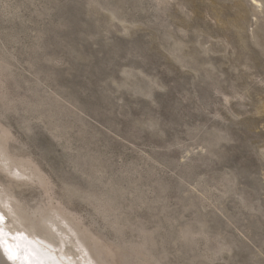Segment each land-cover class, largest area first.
Masks as SVG:
<instances>
[{"label":"rangeland","instance_id":"374dc122","mask_svg":"<svg viewBox=\"0 0 264 264\" xmlns=\"http://www.w3.org/2000/svg\"><path fill=\"white\" fill-rule=\"evenodd\" d=\"M0 143L8 236L264 264V0H0Z\"/></svg>","mask_w":264,"mask_h":264},{"label":"bare ground","instance_id":"6f19581e","mask_svg":"<svg viewBox=\"0 0 264 264\" xmlns=\"http://www.w3.org/2000/svg\"><path fill=\"white\" fill-rule=\"evenodd\" d=\"M3 145L0 143V165L4 166L3 168H9L10 160L6 158L7 155H5V147L3 148ZM0 200L3 205L1 206L2 208H0H5V210L9 212L11 198L8 197L7 193H0ZM33 216L34 214H28L25 219L29 225L35 228L34 231L39 235L32 233V230L21 222H18L17 227H15L13 232L14 235L10 236H8L2 229V226H0V229H2V234H0V264H97L98 260H95L94 252H92L89 246L90 244L88 245L87 242L82 243L79 239L78 242L71 243L69 236H67L68 234H66L67 232L58 230L55 236L52 234L51 239L48 237L50 231L44 226L45 221L42 226ZM52 229L56 230L54 226ZM67 229H69L70 232L72 231L70 228ZM10 234H12V230ZM78 235L76 234V236ZM9 249L11 250V258L9 257ZM99 264H101V262H99Z\"/></svg>","mask_w":264,"mask_h":264},{"label":"water","instance_id":"95a60500","mask_svg":"<svg viewBox=\"0 0 264 264\" xmlns=\"http://www.w3.org/2000/svg\"><path fill=\"white\" fill-rule=\"evenodd\" d=\"M8 166V165H7ZM3 169H8V168H3ZM32 173L33 172H31V176H30V179H33L34 177H33V175H32ZM27 179H29V178H26V180ZM75 232H76V230H75ZM77 233V232H76ZM75 239H76V241H75V243L76 242H78L79 240L82 242V243H85V241H86V237L85 236H76L75 237ZM79 239V240H78ZM91 249H92V247H91ZM93 251V250H92ZM95 258V257H94ZM96 261H97V259H95ZM97 264H99V262H97Z\"/></svg>","mask_w":264,"mask_h":264},{"label":"snow or ice","instance_id":"6c2138e0","mask_svg":"<svg viewBox=\"0 0 264 264\" xmlns=\"http://www.w3.org/2000/svg\"><path fill=\"white\" fill-rule=\"evenodd\" d=\"M4 222V217L3 215H0V224ZM0 234H2V229H0ZM9 257L11 258V250L9 249Z\"/></svg>","mask_w":264,"mask_h":264}]
</instances>
